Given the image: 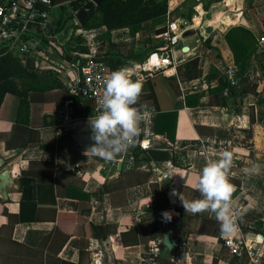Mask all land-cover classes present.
I'll return each mask as SVG.
<instances>
[{
	"label": "crops",
	"instance_id": "crops-1",
	"mask_svg": "<svg viewBox=\"0 0 264 264\" xmlns=\"http://www.w3.org/2000/svg\"><path fill=\"white\" fill-rule=\"evenodd\" d=\"M58 8L50 10L52 23ZM175 9L170 6L169 13ZM195 10L191 21H174L188 22L191 28L201 23L203 41L191 47L197 36L182 39L168 53L171 65L139 82L142 94L155 93L157 105L146 103L142 114L126 112L124 125L125 131L132 126L150 131L151 149L170 150L185 166L139 159L147 166L125 168L111 177L112 156L75 147L65 134L85 122L73 117L76 109L83 107L85 113L84 107L91 105L72 93L76 84L66 73H52L63 87L48 92L47 103L32 105L29 128L16 124L17 106L0 118V176L7 172L9 179L0 191V264H155L150 251L157 247L160 253L158 243L164 238L153 230V222L160 220L155 217V190L169 203L161 220L174 222L172 235L180 239L172 261L251 264L245 255L228 254L220 227L238 208L247 224L264 226V2L197 0ZM170 23L168 17L165 25ZM157 28L147 22L135 37L128 29L117 30L112 41L144 53L149 38L166 45L161 35L154 36ZM232 29H242L237 37L247 38L248 52L255 47L241 76L258 83L256 94H243L239 86L235 107L224 106L223 95L213 92L224 69L240 71L226 39ZM47 30L39 34L29 29L28 40L40 50L50 48L55 31L45 42ZM43 61L34 60L37 73L45 72L36 70ZM214 69L220 73L212 78ZM195 96L201 97L199 104H188ZM159 113H177L174 142L156 132ZM45 120L58 125L48 126ZM173 125L171 116L166 130L172 133ZM250 129L251 141L242 133Z\"/></svg>",
	"mask_w": 264,
	"mask_h": 264
},
{
	"label": "trees",
	"instance_id": "trees-1",
	"mask_svg": "<svg viewBox=\"0 0 264 264\" xmlns=\"http://www.w3.org/2000/svg\"><path fill=\"white\" fill-rule=\"evenodd\" d=\"M90 0H53L54 6H58L61 9L62 18H66L63 22L62 19L58 21L56 29L64 28L66 21L75 20L77 13L89 2ZM254 2L264 0H253ZM255 11V7L252 8ZM71 10L72 13H67ZM169 0H105L101 5L94 7L88 14L84 25L80 29L99 28L105 27L107 32L104 34L103 48L101 49L100 58L110 68L111 73L116 76L118 71L129 65L144 63L146 59L153 53L157 52L163 45H157L153 43L154 38H149L146 41L147 49L144 53H136L134 46L129 43L117 44L112 41V32L122 29H128L132 37H135L138 33L143 30V26L147 22H152L158 28L154 32V36L163 35L168 31V26L165 25L170 15ZM194 12H190L186 18L191 21ZM260 18V17H259ZM262 20V19H261ZM263 22V20H262ZM55 29L53 25L48 27V32L52 33ZM33 30V29H31ZM242 29H232L226 35V39L233 50L236 58V63L240 68L237 71V79L241 86L243 94H256L258 90V83L248 77H242L243 70L247 67L252 53L255 47L248 52L247 38L239 40L237 33ZM244 31V30H243ZM246 32V31H244ZM247 34H250L246 32ZM45 42H50L49 38L43 35ZM237 38L236 40H234ZM207 46V45H206ZM62 58L66 61L77 63L79 56L73 55L69 52H64ZM28 72V78L35 82L34 86L19 87L17 79L22 77ZM220 73L218 69H214L211 77L215 78ZM124 87L120 88L116 92L114 108L123 112H135L142 114L145 111L146 103L151 102L153 105H157V98L153 91L149 94H142L139 83L135 78L124 77ZM219 87L213 92H220L223 95L224 106H236L237 95L235 89L230 85V80L224 75H221L219 80ZM62 84L57 83V80L53 77L52 72L45 71L43 73H37L34 69V59H28L22 61L16 57L9 49V46L3 45L0 47V118H7L9 116L11 108L17 106V117L16 124L29 128L31 125V110L32 105L38 102L47 103L48 92L53 90L61 89ZM228 90V96H224V91ZM72 97V96H71ZM201 97H194L196 99L191 103V98L188 99V104L197 106ZM74 104L77 106L78 99H74ZM49 105V104H48ZM86 108L83 113V107L77 108L73 113V117L88 118L93 113L92 104ZM45 109L50 110L47 106ZM3 113V114H2ZM174 117V125L172 133L166 130V123L169 117ZM47 118L49 116H46ZM53 118V117H52ZM55 118V117H54ZM255 119L252 117V122ZM45 124L48 126L58 125L57 121ZM176 124H177V113H159L156 120V132L161 135H166L170 141H175L176 136ZM245 134L247 140L253 139V130H245L242 132ZM114 138L118 145H120V136L114 135ZM34 143H25V146L35 145ZM251 146V144H249ZM131 158V157H129ZM133 158V157H132ZM128 160V159H127ZM139 160L138 156L135 157V161ZM145 161L148 158L143 159ZM175 164L185 166L183 161L176 157ZM157 197V204L155 217L158 219L163 218V213L168 208L169 203L166 197H158V191H154ZM259 225V224H257ZM244 233L257 234L261 236V240H264V226L259 225L258 227L251 226L246 221L241 222ZM155 264H173L172 260H162L158 256L155 260Z\"/></svg>",
	"mask_w": 264,
	"mask_h": 264
},
{
	"label": "built area",
	"instance_id": "built-area-1",
	"mask_svg": "<svg viewBox=\"0 0 264 264\" xmlns=\"http://www.w3.org/2000/svg\"><path fill=\"white\" fill-rule=\"evenodd\" d=\"M53 7V0H0V44L9 46L10 51L22 61H27L30 58L36 61L43 60V53L38 49V43L28 40V25L40 23L42 28L47 30L52 25L50 10ZM188 28H191L188 22H171L168 25V31L161 35L167 42L166 45L151 54L144 63L122 68L116 76L111 73L108 65L100 58L103 48L102 38L107 32L105 27L78 31L79 49L69 52L79 56L76 64L65 59L56 61L47 58V65L40 66L38 64L37 68L41 71H49L53 67L59 75L66 73L69 79L73 83L75 82L76 86L72 89V93L78 96L83 103L93 105L92 116L82 119V121H85L84 123L102 122L113 135L120 136V145L116 142L121 149L120 158L112 157L110 162L117 161L133 167L136 156L138 159H149L148 151L151 149L152 134L150 131L143 133L136 126L125 131L127 113L114 108L116 92L124 87V77L135 78L139 83L154 73L169 67L171 60L168 53L180 45L181 35ZM261 42L264 44V37ZM138 65L141 67L137 68ZM224 75L230 80V85L236 91L240 86L237 70L226 68ZM228 94V90L224 91V96H228ZM241 222V208L233 209L220 227L223 245L232 257L245 255L251 264H262L264 240H261L262 237L257 234L253 237V233H244ZM150 256V262L155 263L159 256L157 247L151 249Z\"/></svg>",
	"mask_w": 264,
	"mask_h": 264
},
{
	"label": "water",
	"instance_id": "water-1",
	"mask_svg": "<svg viewBox=\"0 0 264 264\" xmlns=\"http://www.w3.org/2000/svg\"><path fill=\"white\" fill-rule=\"evenodd\" d=\"M104 1L105 0H90L76 15V19L79 24L83 26L90 11L94 7L101 5ZM200 26H202L201 23L192 28L185 29L181 35L183 40L191 39L197 36L198 39L192 44L191 47H195L198 43L203 41V37L199 28ZM28 27L29 29L35 30L39 34H42L45 31L40 23H30ZM206 31L208 34H211L212 28L208 27ZM191 47H186L184 51H188ZM140 67V65L137 66V68ZM65 134L69 135L73 139L75 147H87L102 150L107 152L112 157H116L117 159L120 158L121 149L117 145L113 133L102 122L78 124L67 129ZM148 155L153 163H173L175 161V155L170 150L150 149L148 151ZM110 164L111 177L121 173L125 168H131L130 166L117 161H114ZM147 164L148 162L137 160L135 161L133 168H144L147 166ZM7 175L8 173L5 172L0 176V180L2 181L0 185V191L6 188V185L9 181ZM153 230L164 233V238L158 243L161 248L159 253L160 258L162 260H171L173 258V252L180 243V239H176L172 235L175 230V223L172 221L170 222L167 219L155 220L153 222ZM252 236L255 237L256 235L252 234Z\"/></svg>",
	"mask_w": 264,
	"mask_h": 264
},
{
	"label": "rangeland",
	"instance_id": "rangeland-1",
	"mask_svg": "<svg viewBox=\"0 0 264 264\" xmlns=\"http://www.w3.org/2000/svg\"><path fill=\"white\" fill-rule=\"evenodd\" d=\"M184 0H169V4L170 6H172V8H176L175 10H173L169 16L170 21H174L179 19L180 17H186L191 11L196 13L195 7L197 4V0H187L186 2H183ZM189 1V2H188ZM186 6V7H185ZM184 7L186 9H184ZM61 9L58 8L56 10V16L54 15V20L52 25L54 26L55 29V33L54 38H52L51 44H49L50 48H44L42 50H40L43 53V63H41L40 66L43 65H47V61L46 59H58V56L63 55L64 52H74L75 50L79 49L78 44L80 43V38L78 36V31L80 30V28L82 27L79 22L77 21V19L75 20H70V21H66L64 28L61 29H56L58 28L57 24L58 21H60L62 19V22L66 19L65 17L62 18V14H61ZM71 12V10H69L67 13ZM72 13V12H71ZM193 13V14H194ZM53 32V31H52ZM47 35H51V33H49L48 31L46 32ZM154 44H159L157 43L155 40H153ZM42 62V61H41ZM73 69H77L72 67ZM39 68L36 67V70H38ZM50 72H52L53 74L57 73L58 71L53 69V67L50 68L49 70ZM28 72L25 73L24 75H22V77H19L17 79V84L19 87H24V86H34L35 82L28 78ZM176 260L173 261V264L175 263ZM179 264H183V262L179 263Z\"/></svg>",
	"mask_w": 264,
	"mask_h": 264
},
{
	"label": "bare ground",
	"instance_id": "bare-ground-1",
	"mask_svg": "<svg viewBox=\"0 0 264 264\" xmlns=\"http://www.w3.org/2000/svg\"><path fill=\"white\" fill-rule=\"evenodd\" d=\"M189 52V51H188Z\"/></svg>",
	"mask_w": 264,
	"mask_h": 264
}]
</instances>
